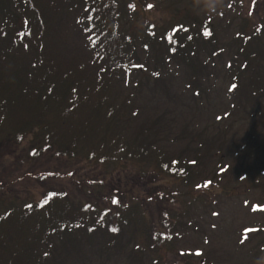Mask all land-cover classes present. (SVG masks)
Listing matches in <instances>:
<instances>
[{"label":"rangeland","instance_id":"374dc122","mask_svg":"<svg viewBox=\"0 0 264 264\" xmlns=\"http://www.w3.org/2000/svg\"><path fill=\"white\" fill-rule=\"evenodd\" d=\"M118 1L126 5V14L118 17V26L130 44L113 66V72L111 70L108 101L119 124L125 126L126 138L136 137L137 142L141 143L145 139L140 138L149 136L148 141L153 143L149 144L150 157L160 148L161 152L182 155L186 164L194 160L196 152L207 155L208 159L203 164L199 161L193 164L198 171L189 190L183 182L172 177L158 178L155 191L161 194L167 187L174 190V198H166L167 201L161 202L167 208L165 214L167 213L168 220L173 221L169 225L167 222L163 223V214L151 202L152 205L146 208L145 222L141 220L138 225L131 223L122 227V230L117 229V241L114 247L106 251L100 249L103 233L97 223L87 232V239L88 235H91L92 240L95 239L94 249L85 251L87 248L82 244L77 252L74 249L69 255L60 258L43 249L37 255L48 264H264V87L261 91L257 86L260 84H247L243 80L244 77L251 78L255 75L249 72L250 69L241 77L238 69H229V59H234L235 49H224L219 57L212 52L215 55L214 66L210 62L213 60V57L210 59V54L206 51L202 55L200 53L201 62L207 61L211 67L206 69L210 83L206 79L203 84L204 78L197 68L199 63L196 65V74L201 77V81H198L201 86L189 87L187 83L194 79L191 77L193 74L175 64L170 52L166 50L169 40L163 36L161 43L154 44L161 33L173 32L176 27L188 28L190 23L197 25H190V31L194 32L190 38L198 39L201 37V21L206 20L214 29V25L222 20L223 25L230 22V28L217 32L214 30V34H217V47L224 46L228 39L240 32L239 25L253 24L261 19L260 15L264 16V0H224L223 6L215 12H206L211 8L212 0H148L152 9L147 12L142 9L133 11L129 6L132 0ZM59 3H62L61 0H51V7L44 10L43 20L47 29L43 31L46 46L42 53L47 67V72H44L46 74L42 76L36 70L32 73L22 69V74L18 75H24V79L30 83V87L26 89L41 88L49 84V90H45L44 94L52 98L60 92L59 89H63L61 81H66L64 75L70 73L66 70L74 67L71 60L75 53L98 54L87 36L84 41L78 35V31L73 28V20L60 14L59 8L56 9ZM13 11L20 16L24 14V9L19 7ZM58 16L61 17L60 21ZM145 21L151 24V29H147ZM212 29L209 28V31H213ZM34 30L35 27L29 30L31 33L27 43L30 42L37 49V37L32 34ZM244 30L248 32V28ZM152 33L155 34L154 39L151 38ZM260 36L264 37L263 33ZM24 50L18 49L17 53L22 54ZM260 57L264 58V50ZM30 61V56L23 61L16 60V69L20 65L24 68L25 63L27 67L32 64L37 69V64ZM261 66L264 77V61H261ZM213 71L214 74L210 73ZM60 73L64 75L61 76ZM157 82H161L162 91L156 89ZM209 84L212 85L211 89L206 87ZM233 85L236 87L233 88ZM261 85H264V78ZM23 88L25 90L24 86ZM216 128H219V135L214 131ZM26 144L23 141L21 146ZM13 155L14 153L9 154L5 163H14ZM219 157L221 161L218 164ZM38 159L59 166V171L73 169L76 177L81 174L80 180L97 174L106 183L110 179L101 165L65 163L62 158H53L49 153ZM146 160V165L154 162ZM138 164H130L134 171L127 176L124 174L127 170L122 173L113 171L115 187L123 186L125 181H137L138 190L141 193L147 192L151 181L147 177L142 178L136 171L135 166ZM16 174L13 178L19 182L14 185L12 183L13 187L10 186L8 192H18V196L25 201L33 198L25 190L26 187H31L34 198L37 199L41 192L40 188L37 190L39 185L23 180ZM64 177L56 180L70 185L68 178ZM205 179L209 181L207 188H194L195 184ZM82 183L81 190L92 194V187L86 182ZM75 195L77 202L93 201L87 193L76 191ZM105 217L108 219L109 215ZM150 224L158 226L160 232L171 236V247H161L158 250L148 248L144 229L149 228ZM249 229L252 231H248ZM129 242L144 247L140 246L141 250L134 249V243ZM80 250L85 251V256L79 254ZM0 264H6L3 255L0 256Z\"/></svg>","mask_w":264,"mask_h":264},{"label":"trees","instance_id":"16d2710c","mask_svg":"<svg viewBox=\"0 0 264 264\" xmlns=\"http://www.w3.org/2000/svg\"><path fill=\"white\" fill-rule=\"evenodd\" d=\"M61 2L57 4L56 9L59 8L60 14L73 20V28L78 31V35H81L84 41L87 36L98 54L95 53L94 56L75 53L71 60L74 67L66 70L70 73H60L66 78V81H61L63 89H59L60 92L52 98L44 94L45 90H49V84L41 88L26 89L30 87V83L24 79V75L18 76L22 74V69L32 73L36 70L42 76L47 72L42 53L46 46L43 31L47 29L43 16L44 10H47L48 6L51 7V0H0V256L3 255L6 264H48L37 255L40 249L53 252L55 257L59 258L69 255L74 249L77 252L82 244L87 248L85 251H90L89 249H94L95 239L92 240L91 235H88L87 239V232L97 223L103 233L100 249L106 251L114 247L117 229L122 230V227L131 223L138 225L141 220H146V208L152 203L163 214V223L167 222L169 225V222L173 221L168 220L167 213L165 214L167 208L162 206L161 202L174 198V190L167 187L161 194L155 191L158 178L172 177L180 183L183 182L189 190L198 171L194 165L197 161L203 164L208 159L207 155L196 152L197 154L193 155L194 160L186 164L182 155L161 152L160 148L156 149L153 158L148 154L149 144H153L148 141L149 136L140 138L145 139L141 143L137 142L136 137L128 135L130 137L126 138L125 126L119 124L108 101V86L111 84L113 66L130 44L118 26V17L126 14V5L118 0ZM131 2L129 6L133 11L142 9L147 12L152 9L148 0ZM18 7L24 9L21 16L13 11ZM260 17L261 19L253 24L239 25L240 32L221 47H217V34H214V30L217 32L230 28V22L223 25L222 20L218 25H214V29L206 20L201 21V37L198 39L190 38L194 33L190 31V25L195 24L190 23L188 28L176 27L173 32L161 33L154 44L161 43L163 36L169 40L167 52H170L176 65L183 66L193 74L191 77L194 79L189 80L187 85L194 88L201 86L198 83L201 77L204 78L203 84L205 83L209 74L206 69L211 68L206 63V58L205 63L201 62L200 53L202 55L206 51L210 54V59L213 57L210 62L214 66L215 55L219 57L224 49H235L234 59H229V69H238L240 77L250 69L249 72L255 75L251 76L252 79L244 77L243 80H246L247 84H260L257 86L263 91L261 61H264V58L260 55L264 50V37L260 34L264 35V16ZM60 18L58 16V21ZM145 23L147 29L152 28L150 23ZM32 27H35L32 34L37 37V49L30 42L27 43ZM209 28L213 31H209ZM247 28L248 32L244 30ZM205 32L210 35H205ZM153 36L154 33L151 34L154 39ZM18 49L25 50L18 54ZM212 52H215V55H212ZM29 56L30 62L37 64V69L32 64L27 67L26 63L24 68L20 65L16 69L15 61H23ZM197 64L202 73L201 77L196 74ZM59 69L62 70V67L59 66ZM210 73L214 74V71ZM17 77L18 80H15ZM206 82L210 83L209 79ZM160 84L161 82H157L156 89L162 91ZM206 87L211 89L212 85ZM218 130L219 128H216L214 131L219 135ZM23 141L27 144L21 146ZM12 153L14 163H5ZM46 153L74 165H101L110 179L106 183L104 178L97 174L80 180L81 174L76 177L73 169L59 171V166L38 159ZM146 159L154 162L146 165ZM218 160L219 164L220 157ZM134 163H139L135 167L141 177H147L151 181L147 192L141 193L138 190L137 181H125L123 186L115 187L113 171L122 173L127 170L124 171L127 176L129 172L134 171L130 166ZM16 173L21 179L39 185L37 190L40 188L41 192L37 199L34 198L31 187H26L25 190L30 192L29 196L33 198L25 201L18 196V192H8L12 183L14 185L19 182L13 178ZM61 176L67 177L70 185L73 183L72 186L56 180ZM82 182L92 187V194L81 190ZM208 182V179L202 180L195 184L194 188H207L204 185H208ZM76 191L87 193L93 201L77 202ZM11 196L14 198H10ZM16 199L21 201H15ZM106 215H109L108 219ZM80 225L84 227L81 228ZM160 230L154 224L144 229L150 250L172 246L171 236ZM85 241L88 242L84 243ZM132 243L134 242L130 244ZM140 246L144 247L134 243V249L141 250ZM85 251L80 250L79 254L85 256Z\"/></svg>","mask_w":264,"mask_h":264},{"label":"clouds","instance_id":"9594fccd","mask_svg":"<svg viewBox=\"0 0 264 264\" xmlns=\"http://www.w3.org/2000/svg\"><path fill=\"white\" fill-rule=\"evenodd\" d=\"M224 0H212L211 8L206 10V12H215L218 8L222 7Z\"/></svg>","mask_w":264,"mask_h":264},{"label":"snow or ice","instance_id":"6c2138e0","mask_svg":"<svg viewBox=\"0 0 264 264\" xmlns=\"http://www.w3.org/2000/svg\"><path fill=\"white\" fill-rule=\"evenodd\" d=\"M205 35H210V33H208V32H205ZM233 88H235L236 86L235 85H233L232 86ZM208 185L206 184V185H204V187H207ZM114 203L116 202V201H113ZM253 210L255 211L256 210V208L254 207L253 208ZM248 231H252V229H249ZM243 242V241H242ZM199 254V253H198Z\"/></svg>","mask_w":264,"mask_h":264}]
</instances>
